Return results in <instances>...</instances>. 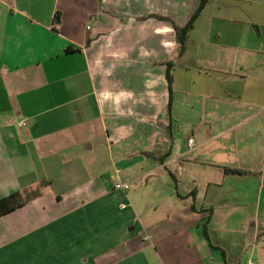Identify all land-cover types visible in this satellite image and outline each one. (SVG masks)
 <instances>
[{"label":"crops","instance_id":"obj_1","mask_svg":"<svg viewBox=\"0 0 264 264\" xmlns=\"http://www.w3.org/2000/svg\"><path fill=\"white\" fill-rule=\"evenodd\" d=\"M200 2L0 0V264H264V0Z\"/></svg>","mask_w":264,"mask_h":264},{"label":"trees","instance_id":"obj_2","mask_svg":"<svg viewBox=\"0 0 264 264\" xmlns=\"http://www.w3.org/2000/svg\"><path fill=\"white\" fill-rule=\"evenodd\" d=\"M210 0H201L200 5L197 9V11L194 13V15L191 17L190 21L188 22V24L183 27L180 28L178 26H175L176 29V34H177V38H178V42L180 43V52L179 55L181 56L185 50V45H186V41L188 39V35L189 32L194 28V23L196 21V19L199 17V15L201 14V12L205 9L207 3ZM56 19V25L58 23H60V15L59 13L56 15L55 17ZM171 63L169 62L168 65V71H167V80H168V85H169V91L170 93H172L173 91V75H172V69H173V65H170ZM171 102L169 104V109H171ZM230 171L232 173L235 174H244L245 172L242 170H227ZM20 194L19 193H15L9 197H5L0 199V216L5 215L7 213H10L16 209H18L19 207H21L23 205L24 202L19 200Z\"/></svg>","mask_w":264,"mask_h":264},{"label":"rangeland","instance_id":"obj_3","mask_svg":"<svg viewBox=\"0 0 264 264\" xmlns=\"http://www.w3.org/2000/svg\"><path fill=\"white\" fill-rule=\"evenodd\" d=\"M156 18H160V19H167V17H165V16H159L158 14H155L154 12L153 13H151V14H148V15H146V16H144L143 15V20L144 19H147V20H149V19H156ZM169 19V18H168ZM146 20V21H147ZM141 40H142V44H143V46L145 47V48H147V49H150L151 47H153L155 44H156V38H153V37H146L145 35L141 38ZM152 61V63H154L153 62V60H151ZM151 61H149V63L151 62ZM180 127H182L183 128V125H180ZM181 128V129H182ZM180 130L179 129H176L175 130V133H177V132H179ZM140 137V136H139ZM143 139V135L141 136V140ZM136 140L137 141H140V138H134V139H132V140H130V143H133V144H136L135 142H136ZM117 157V156H116ZM107 155L104 157V159H105V161L103 162V163H101V164H104V166H108L109 164H110V162L109 161H107ZM105 169V168H104ZM107 170V169H106ZM105 170V171H106ZM165 176H167V175H165ZM116 181V180H115ZM161 182H163V181H161ZM135 189H137V187H136V185L134 184V185H131V191H133V190H135ZM149 190V187H145L144 189H142V194H146L147 193V191Z\"/></svg>","mask_w":264,"mask_h":264},{"label":"built area","instance_id":"obj_4","mask_svg":"<svg viewBox=\"0 0 264 264\" xmlns=\"http://www.w3.org/2000/svg\"><path fill=\"white\" fill-rule=\"evenodd\" d=\"M188 144H189L190 148H193L194 139L193 138L189 139L188 140ZM113 186H114V189H116V190L127 191L131 187V182L119 179V180L114 181ZM249 264H254V263L253 262H249Z\"/></svg>","mask_w":264,"mask_h":264}]
</instances>
